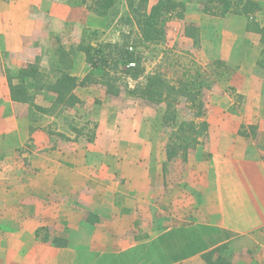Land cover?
Segmentation results:
<instances>
[{
  "label": "crops",
  "instance_id": "obj_1",
  "mask_svg": "<svg viewBox=\"0 0 264 264\" xmlns=\"http://www.w3.org/2000/svg\"><path fill=\"white\" fill-rule=\"evenodd\" d=\"M251 1L260 9L220 16L184 0L197 58L234 72L209 95L207 134L169 158L152 123L118 102L84 113L92 141L67 129L24 74L43 53L40 71L57 65L54 51L36 52L41 0H0V264H264V0ZM64 3L78 0L53 1ZM95 17L83 23L102 30ZM74 60L78 80L96 73L84 54ZM95 89L76 87L72 114Z\"/></svg>",
  "mask_w": 264,
  "mask_h": 264
},
{
  "label": "trees",
  "instance_id": "obj_2",
  "mask_svg": "<svg viewBox=\"0 0 264 264\" xmlns=\"http://www.w3.org/2000/svg\"><path fill=\"white\" fill-rule=\"evenodd\" d=\"M148 1L125 0L124 15L131 19L129 23L132 30L128 36L123 34L121 42L95 41L93 37L98 31L85 27L79 40L70 47L60 45L61 41H58L60 44L55 49L58 59L57 66L40 71L39 66L43 60V53V55H37L33 63L28 64L24 74L26 77H33L36 81V93L48 92L54 97L53 106L60 107L63 111L82 104V101L74 94L78 86H99L111 97H120L128 93L136 99L164 104L166 106L163 117L165 127L171 128L172 131L167 152L168 157L173 158L175 154L187 153L194 149L200 138L207 134L209 124L206 116L209 95L213 92V87L217 82L228 83L234 70L224 61L215 60L207 63V67L212 68L211 74L205 71L206 66L195 61H192L186 70L184 69L173 79H170L167 72L160 68L148 73L143 65L145 53L153 50L152 45L157 46L166 42L167 39L163 15L177 10L178 6L182 8V13L176 14V17L183 19L187 8L186 3L179 4L173 0H168V4L159 2L149 8ZM94 4L97 6L94 11L98 15L107 17L108 27L109 17L113 22L119 14L118 9L117 11L112 10L109 14L116 0H94ZM259 9V3L251 0H236L234 3L230 0H221L213 5L205 3L203 12L223 16L228 13H249ZM183 26L187 28L186 37L193 41L195 47L199 46L198 28L189 23ZM134 29H136L137 40L132 42L129 39ZM171 52V49L165 47L160 54L157 52L153 57L157 58L162 55L161 60H169ZM77 54H84L91 70L99 71V74L90 72L82 80L73 76L74 57ZM131 64H134V67H131ZM214 67L218 68L214 69ZM133 82L135 83L132 84ZM17 92L18 94L24 93L23 88L18 87ZM183 104L190 111V117L179 121L178 111ZM173 136H177L174 137V146L171 145Z\"/></svg>",
  "mask_w": 264,
  "mask_h": 264
},
{
  "label": "rangeland",
  "instance_id": "obj_3",
  "mask_svg": "<svg viewBox=\"0 0 264 264\" xmlns=\"http://www.w3.org/2000/svg\"><path fill=\"white\" fill-rule=\"evenodd\" d=\"M54 0H41L40 2V10H37V12H34L36 18H38L41 22V31L38 33L37 40L40 39V41H37V43L40 44L41 48L36 49V52H41L44 48H48L50 51H54L59 46L60 42L57 38L61 33H63L66 30L71 29V33L68 35L66 34L63 36L64 42L60 45H65L67 47H70L74 43H76L77 40L80 38V34L83 31L85 27H87L86 23H83V21L86 20L88 23V17L96 15L95 18L100 20V26L103 28L102 30H97L98 33L93 37V40L95 41H101L103 43L107 42H121L123 40V34L128 36V33L132 30L130 25V18L127 17V15H124V12L126 11V2L125 0H116V4L113 9L109 11L112 12V10L119 11L118 16L115 18L113 22H111V18L109 17V25L107 27V17L98 15L94 10L97 8L94 4V0H78V5L76 6H58L54 7L53 4ZM63 3L64 0H59ZM174 2H178L179 4L184 2V0H173ZM186 1H194L201 4V7H204L205 3H208L209 5L218 4L221 0H186ZM231 2H235L236 0H230ZM159 2L168 4V0H149L147 5L149 8L152 6L157 5ZM71 4V2H70ZM196 6H198L196 4ZM70 7V8H69ZM57 8V10H56ZM114 11V12H115ZM193 12V13H192ZM254 12V11H251ZM182 13V8H179L177 6V10L167 13L163 18V22L166 23V34L167 39L166 42H163L157 46L152 45L151 51H147L145 53V60L143 61V65L146 68V71L148 73L156 70L157 68H160L164 70V72H167V76L171 79H173L177 74H181L183 70L188 68V65L192 61L199 62L201 65L206 66L205 71L209 74H211L212 68L207 67V63L197 58L195 55L196 47L193 45V41L188 40L190 38L186 37L185 30L186 27L183 26L180 18H177L176 14ZM195 9L193 11L190 10L189 14L194 15ZM71 18L70 24H75L76 28L74 26H62L61 28H53L52 25V18L55 17H64ZM100 16V17H99ZM108 16V15H107ZM189 16V15H188ZM47 17H49L51 20H47ZM95 21V19H94ZM77 30V38H74L72 30ZM136 29H134L133 34L130 36L129 41L134 42L137 40V36L135 34ZM40 33V34H39ZM62 36V35H61ZM40 37V38H39ZM49 45V47L47 46ZM167 47L168 49H171V54L169 55V60H161V56L157 58H154L153 55H155L157 52L160 54L164 48ZM195 49V50H194ZM47 50V49H46ZM48 51V50H47ZM178 62V63H176ZM51 60L49 61L44 60L43 66H57L50 64ZM54 63H58V59H54ZM175 63V64H173ZM173 64V65H172ZM218 67H214L216 69ZM221 69V68H220ZM97 74H99V71H94ZM133 82L132 84H134ZM227 85V82H217L214 85V89H224V87ZM94 92L90 93V102H93L92 107H87L84 110L75 113H71L72 109L65 110L61 109L60 107L53 106V114L58 116L60 120L65 124L70 131L74 132L77 136H79L81 139L92 141L94 139L95 135V128H96V122L94 121H88L84 118L86 115L84 113H90L93 111L94 107L97 110L99 109H106L110 106L108 105V102H118L114 105L115 109L119 111H124V113L128 114H134L135 110H138V115H141L142 118L146 119V122L152 123L154 133L157 134L160 142L162 143V146H164L165 149H167L168 144L170 143V137L172 136L171 128H166L165 123L163 120V117L165 115L166 106L164 104H154L151 102L144 101L142 99H136L135 97L131 96L128 93L122 94L120 97H111L108 96L105 93V90L99 86H95ZM87 102V101H86ZM104 105V106H103ZM78 106V105H77ZM76 106V107H77ZM74 109V108H73ZM179 121L189 119L190 117V111L188 108L183 104L179 107ZM70 113V114H69ZM81 114V115H80ZM124 114V115H126ZM126 115V116H128ZM135 119H138L135 118ZM177 136H173V141L171 142V145L174 146V141Z\"/></svg>",
  "mask_w": 264,
  "mask_h": 264
},
{
  "label": "built area",
  "instance_id": "obj_4",
  "mask_svg": "<svg viewBox=\"0 0 264 264\" xmlns=\"http://www.w3.org/2000/svg\"><path fill=\"white\" fill-rule=\"evenodd\" d=\"M130 66H131V67H134V64H131Z\"/></svg>",
  "mask_w": 264,
  "mask_h": 264
}]
</instances>
